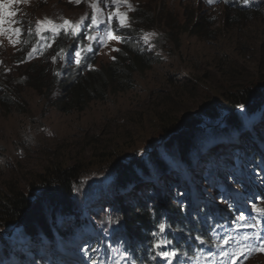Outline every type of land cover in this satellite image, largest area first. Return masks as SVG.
Segmentation results:
<instances>
[{"label": "trees", "instance_id": "trees-1", "mask_svg": "<svg viewBox=\"0 0 264 264\" xmlns=\"http://www.w3.org/2000/svg\"><path fill=\"white\" fill-rule=\"evenodd\" d=\"M166 4V0H138L131 6L129 25L114 29L120 49L105 68H94L98 48L84 47L90 28L77 35L68 34L64 28L37 35L32 29L19 39L16 75L6 80L0 75V105L8 112L15 110L7 117L10 127L38 131L41 118L48 112L97 125L116 113H110V107L102 108L106 111L101 121L97 122L98 114L93 121L83 116L89 104L107 106L112 102L117 107L113 100L130 93L133 97L119 103L116 110L131 111L137 106L127 117L138 135H125L123 126L107 144L84 135L91 152L87 160H80L83 151L61 147L39 172L24 179L12 176L0 181V264H63L62 246L74 256L75 264H84L81 248L89 264H99V255L110 258L108 264H168L156 255L161 249L152 246L163 238L173 242L164 250L177 252L171 264H195L198 256L213 253L219 239L226 237L238 217L248 215L249 210L244 201L248 195L241 193L231 195L233 206L211 205L203 186L217 190L220 175L231 173L226 162L225 167L209 153L213 142L202 147L219 129L196 134L195 118L181 121L172 108L203 83L199 79L202 66L212 67L225 87L214 98L220 102L211 103L210 99L203 111L217 113L221 105L217 120L228 115L220 125L224 131L251 123L252 134L240 135V147L234 135L224 142L234 145L231 153H242L247 162L260 165L256 171L259 178L254 175L249 183H261L264 198V122H259L264 119V84L261 88L253 82L248 87L235 86L234 66L222 45L229 27L232 30L256 20V34L264 23V11L245 7L242 0H214L211 4L205 0L204 8L222 10L218 12L224 16V28L216 30L218 26L211 24L213 16H205L204 8L191 7L180 14L167 9ZM261 30L264 36V27ZM146 34H154L148 43L143 39ZM193 40L196 44L191 45ZM227 45L233 51L232 45ZM219 47L222 53H210ZM33 49L36 51L30 57ZM77 51L81 53L79 65L75 63ZM181 65L190 76L181 75ZM148 75L150 86L142 87ZM142 101L150 102L146 105L149 109L141 112L138 104ZM242 109L248 112L246 120L236 113ZM36 112L39 118H35ZM148 128L160 130L158 135L163 137L149 141L146 148L140 139L147 137L142 131ZM155 142L162 147L154 146ZM83 163L96 166L87 177L95 185L91 182L84 191L79 187ZM101 163L108 165L107 172H101ZM155 189L159 191L154 193ZM160 224L166 226L164 233L159 232ZM15 232L20 233L22 243L15 242ZM104 236L110 237L108 245Z\"/></svg>", "mask_w": 264, "mask_h": 264}, {"label": "rangeland", "instance_id": "rangeland-1", "mask_svg": "<svg viewBox=\"0 0 264 264\" xmlns=\"http://www.w3.org/2000/svg\"><path fill=\"white\" fill-rule=\"evenodd\" d=\"M129 1L130 0H119V11L122 13H127V23L129 18V6L127 4ZM166 2L167 4L165 7L167 9H170L171 11L175 10L177 13L181 14L185 12V9H190L191 7L204 8L205 0H166ZM14 4L15 9L13 10V13H15V15L13 17L15 21H21L22 23H15L13 25L11 19V21L6 25L7 28L19 27L22 28V31L28 32L26 24L32 23L33 27L37 30L38 21H43L45 23L51 21L52 24L57 27L64 25L65 21H69L73 25L79 24V29L84 28L88 23L93 26V31H91L88 36H95L97 39H86L84 47L86 49H90L96 44L98 45V53L94 68H105L104 65L110 62L119 50V39L108 40L104 34V29L106 27L109 28L112 22L119 26V23L115 18H113L111 21L108 19V17L114 13L117 8V5L112 4L111 0H79V3H77L76 0H20V2ZM92 4L98 5L97 11L94 12L93 7L91 6ZM247 5V7H249V3ZM252 6L262 8L261 11L263 12L264 0H252ZM219 10L221 9H217L216 7L213 9L204 8L202 10L205 16H213L214 21L211 24L218 26L216 30H221L224 28L221 27L224 16L218 12ZM94 15L97 20L96 24H93ZM261 27H264V23L261 24ZM261 27L258 29L257 33L254 34V28H257V22L255 20L249 22V25L247 26H237L232 30L229 27L228 33L226 35L224 34L225 43H222V45L223 47H226V50H228L226 51V54L230 55V62L234 66L233 69L235 77L232 79L235 81V86L248 87L250 86V83L253 82L258 86V88H261L264 84V82H260L259 80L261 78L264 79V36H261ZM45 32L54 31L48 30ZM8 35V33L0 35V75L3 76V80L10 79L16 75L17 65L15 62H18L17 53H15L17 44L13 46V44L9 41ZM12 38L17 39L15 36ZM194 44L196 43L193 40L191 45ZM227 44L232 45L233 51L228 47ZM221 50H223V48L219 47L218 50L211 51L210 53L215 55L217 52L222 53ZM164 68L170 70L175 69L173 66H166ZM209 69H207V66H202L201 69L199 68V70L202 72V76H200L199 79L202 80L203 83L199 82L195 87H193V94L190 95L188 99L181 100L177 105L172 107L173 110L178 113L176 114V117L179 120L182 121L186 118H190L198 113H201L210 99H213L211 103L216 104L220 102L214 98H217L220 94L219 91L224 90L225 87L222 85L223 82L220 80V77L215 74L213 68L210 67ZM179 70L181 75H188L185 66L181 65ZM198 76L196 74V77ZM149 78L150 76L148 75V82L146 84L143 83L144 85L142 87L150 86ZM189 79L191 78L189 77ZM245 81H247L248 84L244 83ZM162 87L166 89L164 85ZM129 97L132 98L133 96L128 93L127 97L121 98L119 96L113 101H117L116 104L117 107H119V103H125L128 101ZM149 102L150 101H142L140 106L138 104V108L141 110V112L149 109L146 107ZM89 105L90 107L85 110L83 116L91 117L93 121H95V118H97V114L99 119L97 122L101 121L103 113L106 111V109L102 108L110 107L111 109L109 112L116 114H114L115 116L112 115L108 120H104L100 124L92 125L90 122L86 125L84 122L85 119H82L83 122H80L72 116H56V114L53 115L52 113L48 112L47 115L44 114L46 117L43 116L41 118V124L39 125L40 130L33 131L35 129L31 130L29 127L21 130L18 125L10 127L9 123L11 124V122L7 123V121L13 112H15V110L12 109L10 112H8L2 105H0V181L9 179V177L12 176L16 179H24L26 176L39 172L48 162V157L53 155L55 151L62 149L61 147L70 149L72 152L80 153L83 151V157L80 160H87L91 152L88 149V144L83 141L84 135L87 138L92 137L102 143L106 142V144L113 135H116L120 132L121 126L124 127L123 129H125V135L130 137L132 134L138 135L134 131L135 126L133 125V122H131L127 117L128 114L136 112L134 109L137 106L131 111L126 110L125 112H121L116 110L117 107L114 106L112 102H109L107 106L103 104ZM220 107L222 106L220 105ZM246 112L247 111L244 110H237V114L245 120L248 116V112ZM40 116L41 115L39 112L35 113V118H39ZM54 116L57 118H54ZM226 116L228 115H224L221 121H223ZM81 118L82 116H80L79 119L81 120ZM124 120H129L130 122L128 121V124H126ZM259 122H264V119H259ZM142 132L147 136L146 138H141ZM142 132H140L139 138H141L140 140L146 144V148L149 141L156 140L157 138L161 139L163 137L158 135L161 134L160 130L153 131L152 128L145 129ZM66 133L74 134L72 136H67ZM248 134H252L250 122L247 124V127L241 123L236 124L234 130H223L221 133H214L210 140L202 144V147L209 144L210 142H213V146L209 148V153H214L217 157V160L221 164L226 162L227 167H231V173L222 175L223 183L229 186L227 187L226 192L229 194L236 192L237 187L243 186L245 184L251 191L249 193L250 198L246 200L250 202L247 207L251 211H254L253 205L260 207L258 203H262V201H259L262 191L259 190L257 186H249L248 181L249 176L251 177L254 173H258L255 171L256 168L257 170L259 169V165L255 164L254 162L252 163L250 160L247 162L248 159L246 160L242 153H231V150L234 149V145L231 146V143L224 142L225 138L234 135L236 139H239L237 145L240 147V145L243 144V142L240 141V135L246 136ZM116 138L117 137H114L113 141ZM252 138L254 141L256 140L255 135H252ZM135 140L132 142L134 145ZM256 144L257 146H260L257 142ZM156 145L159 149L162 147V143L159 144L158 142H155L154 146ZM55 147L59 148L55 150ZM192 153H194V151H192ZM124 155L125 154L123 153L122 156ZM83 164L84 172L81 174V182L79 183V187L84 191L90 187L91 182L93 183V186L95 185V182L90 177H87L93 174L96 166L93 164ZM100 166L102 173L109 170L108 165L104 163H101ZM236 172L240 173L241 178L235 176ZM243 180H246V182ZM184 182L186 183V181ZM205 190L207 191V188ZM220 190H225V188L221 185V187L219 186V189L216 190L217 194H211L213 203H220V205H233V202L228 196L229 194H227V196L220 194ZM157 191L159 190L155 189L154 193ZM241 192L245 193L246 191L242 190ZM14 238L15 242H23V238H21V235L18 232H15ZM247 264H264V253L256 255Z\"/></svg>", "mask_w": 264, "mask_h": 264}, {"label": "snow or ice", "instance_id": "snow-or-ice-1", "mask_svg": "<svg viewBox=\"0 0 264 264\" xmlns=\"http://www.w3.org/2000/svg\"><path fill=\"white\" fill-rule=\"evenodd\" d=\"M20 2V0H0V35H4L5 33H8V38L10 43L13 44V46H15V44L19 43V39L18 37L22 34L21 29L19 27H12V28H7L6 25L11 21V18L15 15V13H13L12 11H9L8 9L10 8V6L14 3ZM77 3H79V0H76ZM207 3L211 4L214 2V0H206ZM243 2L245 4H248L249 0H243ZM111 3L114 5H117L116 11L114 13H112L108 19L109 21H111L113 18H115L118 23L119 26L121 28L127 27L128 23H127V13H122L119 11V0H111ZM94 9V12L98 10V5L97 4H92L91 5ZM13 23H22L21 21H12ZM97 20L95 15L93 16V24H96ZM61 27L64 28L65 32H67L68 34L71 35H77L79 33V27L80 25H73L71 24V22L69 21H65L64 25H62ZM48 30H53V31H59V29L57 28V26H55L54 24H52L51 21L48 22H43V21H38L37 22V34H40L43 31H48ZM104 34L106 36V38L108 40H118L119 38L115 35V32L113 29L106 27L104 29ZM154 34H146L143 39L145 41V43L149 42V38L150 36H152ZM15 36L17 37V39H13L12 37ZM88 40H96L97 37L95 36H86L85 37ZM115 50V49H114ZM36 50L33 49V52L29 53V56L31 57L33 55V53ZM63 51V50H61ZM81 53L79 51H77L75 53V63L77 65L80 64V57ZM54 62H55V58H54ZM253 210L260 214V215H264V208H260L257 207L256 205H253ZM239 220L244 221L245 217L243 215H240L238 217ZM249 227H251L249 225ZM158 229L160 233H164L166 230V226L164 224H160L158 225ZM156 233H153V236H155ZM197 239L199 240V237H197ZM231 237H223L222 238V245L226 246L230 243L231 241ZM249 239L248 237H245V240ZM257 239H259V237H257ZM172 241L167 239V238H163L160 239L158 242L154 243L152 246L155 249H161V251L157 252L156 255L162 259L168 262V264H171V261L173 259L176 258L177 256V252L176 251H169V250H164L166 248H168V246L172 245ZM256 251H264V244H261L258 248L254 249ZM243 250L242 249H237L236 251L233 252L232 255V262L231 264H237V260L243 255ZM225 256H227V253H224Z\"/></svg>", "mask_w": 264, "mask_h": 264}, {"label": "water", "instance_id": "water-1", "mask_svg": "<svg viewBox=\"0 0 264 264\" xmlns=\"http://www.w3.org/2000/svg\"><path fill=\"white\" fill-rule=\"evenodd\" d=\"M219 110H223V108L222 107H220V109L218 108L216 110L217 113L212 112V110L208 112L202 111L201 113H198L190 117V120L191 118L192 119L195 118L193 131H195L196 134L198 133L203 134L206 133L207 131L215 130V128H218L220 126L219 120H217L219 116Z\"/></svg>", "mask_w": 264, "mask_h": 264}, {"label": "clouds", "instance_id": "clouds-1", "mask_svg": "<svg viewBox=\"0 0 264 264\" xmlns=\"http://www.w3.org/2000/svg\"><path fill=\"white\" fill-rule=\"evenodd\" d=\"M236 113H237V111H236ZM225 115H227V114H225ZM220 120H222V119H220ZM224 121V120H223Z\"/></svg>", "mask_w": 264, "mask_h": 264}]
</instances>
